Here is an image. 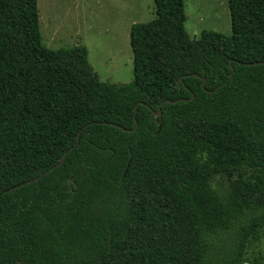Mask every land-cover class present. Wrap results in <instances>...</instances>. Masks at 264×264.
<instances>
[{"label": "trees", "instance_id": "trees-1", "mask_svg": "<svg viewBox=\"0 0 264 264\" xmlns=\"http://www.w3.org/2000/svg\"><path fill=\"white\" fill-rule=\"evenodd\" d=\"M153 3L130 27L133 79L115 84L83 45L41 43L37 0H0V264H250L264 0H227L231 33L193 38L183 0Z\"/></svg>", "mask_w": 264, "mask_h": 264}, {"label": "rangeland", "instance_id": "rangeland-1", "mask_svg": "<svg viewBox=\"0 0 264 264\" xmlns=\"http://www.w3.org/2000/svg\"><path fill=\"white\" fill-rule=\"evenodd\" d=\"M184 26L190 37L202 30L231 33L227 0H183ZM41 43L48 48L83 45L103 82L133 79L130 27L154 18L153 0H37ZM246 257L264 263V228L249 244ZM248 264V263H244Z\"/></svg>", "mask_w": 264, "mask_h": 264}, {"label": "water", "instance_id": "water-1", "mask_svg": "<svg viewBox=\"0 0 264 264\" xmlns=\"http://www.w3.org/2000/svg\"><path fill=\"white\" fill-rule=\"evenodd\" d=\"M248 64H250V65L264 64V61H256V62H251V63H248ZM192 75L199 76L198 74H192ZM204 83H205V80L203 79V84H204ZM193 96H194V94L191 93V97H190V98H180V99H175V100H172V99H166L165 102H168V103H174V102H177V101H188V100L192 99ZM160 105H161V103H160L159 106H158V112H154V115H156V116H157V115H161ZM136 109H137V107H135V113H134V115L136 114ZM119 127H120V126H119ZM136 127H137V123H136L134 129H135ZM121 128H122V127H121ZM131 130H132V129H128V131H131ZM78 142H79V133H78V135H77L76 142H75L71 147H69V148L65 151V153L63 154L62 158L60 159V161H59L58 163H56V164H54L53 166H51L48 170L44 171V172H43L42 174H40L39 176H36V177H34V178H32V179H29V180H27V181L21 183V185H23V184H28V183H30V182H33V181H35V180H38L41 176L45 175L49 170H52V169L58 167L59 165H61V164L63 163V161L65 160L67 154H68V153H69L74 147H76V145L78 144ZM17 186H18V185L12 186V187H10V188L4 190L3 193H6V192L11 191V190H14Z\"/></svg>", "mask_w": 264, "mask_h": 264}]
</instances>
